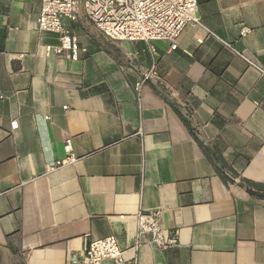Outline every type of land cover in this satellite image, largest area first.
<instances>
[{
  "label": "crops",
  "instance_id": "obj_1",
  "mask_svg": "<svg viewBox=\"0 0 264 264\" xmlns=\"http://www.w3.org/2000/svg\"><path fill=\"white\" fill-rule=\"evenodd\" d=\"M197 1L176 49L63 18L75 61L45 53L41 0H0V264H79L111 235L132 259L154 210L178 242L143 235L137 264H264V0Z\"/></svg>",
  "mask_w": 264,
  "mask_h": 264
},
{
  "label": "built area",
  "instance_id": "obj_2",
  "mask_svg": "<svg viewBox=\"0 0 264 264\" xmlns=\"http://www.w3.org/2000/svg\"><path fill=\"white\" fill-rule=\"evenodd\" d=\"M79 11H82L96 29L108 39L140 40L146 43L164 40L171 43V49L177 48V41L188 24L200 23L197 0H41V11L37 19L38 30L58 35L57 44L44 46L46 54L60 55L67 51L76 61L81 53L87 51L80 46L76 35L63 23V18L75 21ZM250 32L251 28L243 27L241 35ZM251 64L259 67L254 63ZM152 71L153 68L144 73L136 84L138 91ZM45 118L48 119V116ZM17 126V121H14L12 128L15 129ZM64 151L65 157L48 165V170L72 164L78 159L73 153L70 138L64 143ZM161 216V210L137 214L135 242L129 248L135 253L132 259L126 258L127 250L120 246L114 235L99 239L85 236L83 255L79 264H102L105 259H111L115 264H137L136 255L142 246L143 235H148L150 242L161 249L175 245L178 242V233L166 232L160 224Z\"/></svg>",
  "mask_w": 264,
  "mask_h": 264
}]
</instances>
